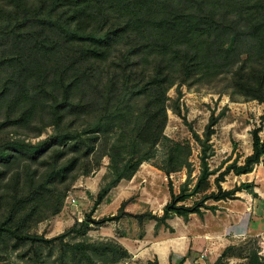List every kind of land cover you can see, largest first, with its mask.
<instances>
[{"label": "trees", "instance_id": "16d2710c", "mask_svg": "<svg viewBox=\"0 0 264 264\" xmlns=\"http://www.w3.org/2000/svg\"><path fill=\"white\" fill-rule=\"evenodd\" d=\"M2 27L12 46L8 55L0 56V134L7 136L0 140V190L8 179L11 193L9 198L0 195L6 207L0 237L14 240V249H47L50 258L57 247L54 264H118L130 255L117 241L67 239L84 238L90 227L124 217L140 226L151 220L156 228H168L172 216L187 220L191 214L214 211L208 201L233 200L238 192L257 197L252 184L223 190L221 183L228 173L246 175L261 162L264 138L259 128L251 132V154L218 174L216 191L205 194L214 175L207 159L218 117L211 115L203 138L193 133L200 147V174L192 188L186 186L189 148L184 156L180 145L172 146L165 167L158 168L167 178L182 169L188 173L177 195L168 181L170 201L160 216L127 213L123 202L115 215L91 218L113 188L130 180L156 147L168 142L163 133L167 93L173 87L222 79L230 99L264 105V0H0ZM171 110L180 116L177 107ZM122 122L130 129L121 128ZM47 127L53 133L37 145L8 136L28 131L39 137ZM101 144L109 180L93 198L89 213L56 237L29 234L26 228L41 209L43 191L76 168L88 173L97 167ZM44 155L50 161L40 163ZM22 162L30 166H25L20 185L16 166ZM38 163L48 167L39 181L29 171ZM200 193L204 195L192 206H178ZM62 204L63 197L49 205L58 213ZM233 250L227 247L213 264L233 257ZM244 260L264 264L255 250Z\"/></svg>", "mask_w": 264, "mask_h": 264}, {"label": "rangeland", "instance_id": "374dc122", "mask_svg": "<svg viewBox=\"0 0 264 264\" xmlns=\"http://www.w3.org/2000/svg\"><path fill=\"white\" fill-rule=\"evenodd\" d=\"M11 40L12 38L5 33V30L2 27L0 29L1 57L9 54L12 46ZM3 77L4 74L0 73V83L3 81ZM227 94L226 82L224 80L222 81V79L210 82L195 81L180 86L179 88L173 87L167 93V122L163 133L168 139V142H161L152 153V159L147 163L145 162L141 164L138 170L159 171L158 168L165 167L169 148L172 146L174 147V145H180L182 155L184 156L187 154V148H189L187 158L189 162L188 170H191V172L186 186L187 190H190L200 174V147L194 140L193 133L197 134L200 138H203L205 126L207 125L210 116L213 115L218 117V122L213 128L214 133L209 141L210 151L207 164L214 175L209 178L210 188L205 194L215 192L214 178L235 162H237V165H241L244 158L251 154V132L254 129L259 128L261 130L259 136L262 139L264 138V105L256 101H245L240 97H235L234 100H232ZM173 106L179 109L180 116L172 112L171 108ZM1 118L2 114L0 113V119ZM121 125V128L124 130L130 129V124L127 122H122ZM52 133V127H47L39 137H35L32 132L28 131H23V133L18 132L17 135L9 132L8 136H10L12 140H19L23 141L25 144L37 145ZM6 137L5 133L2 132L0 134V140L5 139ZM100 146L96 148V153L97 156H101V154L103 155L101 156L100 163L97 167H94L93 165V170L88 173H84L83 169L76 168L75 171L69 173L63 181H54L43 191L42 204L40 206L41 209L39 210V213L30 220V224L26 228L29 234H35L38 236L42 235L45 238L56 237L68 230L75 222L82 220L83 217L89 213L93 198H95L99 190L104 187L109 180L107 175V166L109 164L108 158L103 153L104 146H102V144ZM42 160H48L47 156L44 155L39 159V162L41 163ZM40 163L37 164L38 166L31 164L29 170L31 173L36 172L35 178L38 181L45 169H48V167L41 165ZM63 163H65V161H59V164ZM52 165L53 164H50V167ZM25 166L30 165L22 162L16 166V170H19L20 172V185L24 184ZM187 177L188 173L186 169L170 174L169 178H167L165 190L168 191V181H170L174 194H179ZM4 182L5 183L0 190V195L6 194L5 198H9L11 191L9 185H6L8 179ZM241 184H252L253 193L258 196L253 197L250 194V196L248 195L249 197H247V199L250 198V206L252 211L255 212V215L250 219V221H252L251 235L249 234L240 237L234 244L233 257L224 260L222 264H245L246 261L244 260V256L248 251L255 250L259 252L264 250V244H260L259 237L253 236V234L264 231V218H262L264 216V204L259 200V196L264 198V156L261 158V162L253 167V170L249 175L235 176L231 172L228 173L224 177L221 187L223 190H232L238 188ZM258 189H261L262 193H260ZM203 195L204 194L200 193L193 197H189L184 202L179 203L178 206H192L195 202L199 201ZM239 196L244 197V192L236 193L234 197L235 199L233 200L222 202L238 205ZM62 197L63 204L61 209L58 213H54V210L49 204L52 201L55 204L57 199H61ZM70 199H74L75 203H71ZM222 202L214 203L208 201L206 204L214 207L216 206V210L219 209L232 212L225 207H217V204L221 205ZM5 208L3 201L0 204V219H3L4 217L2 216L6 214ZM97 210L99 211H95L91 217L94 220H101L115 215L118 208L113 201H106L105 199ZM212 213H214L215 216V210L212 211ZM124 222L123 230L126 228L128 232H130L131 225L137 221L135 222L131 218H126ZM138 226L140 234L142 228L140 225ZM222 226L226 227L223 224ZM229 228H240V233L242 235L247 228V220L244 216H241L240 223L227 227V229ZM121 231L122 226L117 227L115 222H109L97 227H90L87 236L84 238L72 235L67 241H115L114 238L120 235ZM13 245L14 240L7 236L0 237V264H54L53 260L58 254L57 247L54 248L52 256L48 258L49 250L47 249L32 250L28 245H22L18 247V249H14ZM262 255L264 257V253H262ZM138 258L139 260L134 263H128L127 260H125L118 264L156 263L155 259H152V261H145L143 256H139Z\"/></svg>", "mask_w": 264, "mask_h": 264}, {"label": "crops", "instance_id": "0c3cea01", "mask_svg": "<svg viewBox=\"0 0 264 264\" xmlns=\"http://www.w3.org/2000/svg\"><path fill=\"white\" fill-rule=\"evenodd\" d=\"M166 183L167 177L158 170H137L130 180L121 181L113 188L107 195L106 201H113L117 208L125 202V212L130 214L150 212L160 216L164 206L170 201L169 192L165 190ZM258 191L262 193L261 189ZM244 195V197L239 196L238 205L222 201L221 205L217 204L219 208L225 207L244 216L247 220V228L242 235L240 228L227 229V226L223 227L215 218L212 211L203 210L201 217L191 214L187 220L177 216L170 217L166 221L168 228L164 226L156 228L154 221H145L141 226L140 234L139 226L134 219L132 220L136 223L131 225V231L128 232L126 228L123 230L127 218L124 217L115 222L117 227L122 226V231L114 239L129 253L128 263L137 262L138 257L143 256L145 261L155 259L156 264H179L182 258H185L182 264H213L227 247H234L240 237L251 235L250 219L255 212L250 206V198L247 199L250 194L244 192ZM259 197L260 202L264 204V198ZM97 209L96 211H99ZM253 236L259 237L260 244H264V231ZM262 253L264 250L258 252L260 257H263Z\"/></svg>", "mask_w": 264, "mask_h": 264}, {"label": "built area", "instance_id": "2783aa9c", "mask_svg": "<svg viewBox=\"0 0 264 264\" xmlns=\"http://www.w3.org/2000/svg\"><path fill=\"white\" fill-rule=\"evenodd\" d=\"M71 203H75L74 199H70ZM215 218L220 221L223 225L231 227L237 225L241 221V216L233 212H227L223 210H215Z\"/></svg>", "mask_w": 264, "mask_h": 264}]
</instances>
